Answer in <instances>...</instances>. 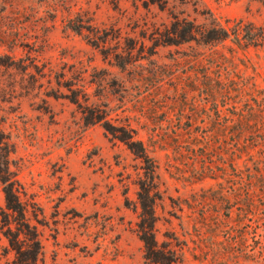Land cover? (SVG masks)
Instances as JSON below:
<instances>
[{"label":"rangeland","instance_id":"374dc122","mask_svg":"<svg viewBox=\"0 0 264 264\" xmlns=\"http://www.w3.org/2000/svg\"><path fill=\"white\" fill-rule=\"evenodd\" d=\"M174 16L198 24L215 18L227 27L237 21L264 25V5L0 0V142L9 145V168L23 187V201L41 214L40 264H150L136 234L143 163L105 132L104 121L134 130L155 161V238L176 250V264H264L260 230L251 227L242 239L249 224L247 190L254 214L264 200V152L237 159L241 174L233 176L227 156L214 146L202 157L185 133L187 120L178 122L166 109L184 90L199 104L196 126L219 127L213 106L196 90L203 80L185 62L203 49L155 42ZM226 44L237 56L233 82L248 78L264 89V49ZM84 111H99L104 119L87 124ZM6 245L0 234V254ZM11 259L1 257L0 264Z\"/></svg>","mask_w":264,"mask_h":264},{"label":"trees","instance_id":"16d2710c","mask_svg":"<svg viewBox=\"0 0 264 264\" xmlns=\"http://www.w3.org/2000/svg\"><path fill=\"white\" fill-rule=\"evenodd\" d=\"M258 1L264 5V0ZM154 39L164 46L188 45L194 51V45L203 49L186 56L185 62L193 68L194 75L203 80L202 88L198 85L196 90L205 94L206 98L203 100L208 99L213 106L215 123L219 127L208 129L196 126L200 107L199 104L190 102L184 90L182 94L185 95L181 100L166 104V109L178 122L187 120L189 126L185 133L191 144L202 150V157L214 146L217 147L219 154L227 156L231 175L239 176L241 171L236 167L237 159L245 156L251 160L254 149H257V154L264 152V89L255 87L248 78L239 83L233 82L232 67L237 56L235 49L228 47L226 43L230 42L241 51L248 48L264 49V25L237 21L227 27L215 18L198 24L194 20L174 16L167 27L156 33ZM218 98L222 99L221 107L229 106L228 113L218 109ZM70 102L77 104L78 100L72 97ZM82 113L87 124L99 123L104 119L99 111ZM103 128L143 163L144 177L138 183L137 192L139 214L136 234L143 245L144 259L150 264H176L179 261L176 250L168 245H159L155 238V203L158 199L155 161L148 156L143 143L136 139L134 130L125 126H113L109 121H104ZM9 155L8 143L0 142V185L4 196V206L0 207V234L7 243L0 259L11 254L12 259L7 260L6 264H40L43 254L38 230V226L43 225L41 214L34 203L23 201L25 192L10 171ZM208 169V166L202 168L198 177H202ZM256 172L260 174L259 170ZM250 193L247 190L244 204V214L249 224H245L242 239L249 234L251 227H254L253 230H260L259 236L264 238V200L259 212L254 214V200ZM234 204L235 201L231 202L230 209ZM260 248L264 251V245Z\"/></svg>","mask_w":264,"mask_h":264}]
</instances>
